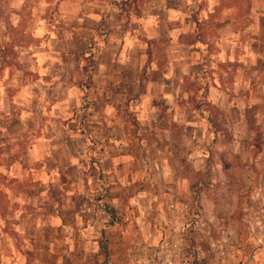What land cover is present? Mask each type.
I'll list each match as a JSON object with an SVG mask.
<instances>
[{"label": "crops", "instance_id": "crops-1", "mask_svg": "<svg viewBox=\"0 0 264 264\" xmlns=\"http://www.w3.org/2000/svg\"><path fill=\"white\" fill-rule=\"evenodd\" d=\"M124 1L118 4L117 0H110L109 6L120 8V12H109L102 16L98 24L87 18L82 20L83 10L76 13L77 19L71 21L67 28L63 23L58 24L60 43L53 51L59 52L61 63L54 64L49 74L41 77L39 71H32V66L35 64L37 69L47 68L48 63L40 65L32 52L21 58L20 52L14 50L21 44L27 46L32 42L23 34V29L30 31L32 27L28 23L32 13L27 0L19 9L11 6L15 0H0V76L5 68L22 73L16 78V90L6 88L5 111L0 112V129L4 130L0 132V166L9 173H0V185L8 190L5 192L0 189V219L5 221V234L20 243L27 241L28 246L22 253L27 257L26 264L67 260L76 238L82 239L83 236V239L88 238L92 242L101 230L107 239V229L114 227V223L106 225L105 213L92 203L94 189L105 180H113L114 174H119L118 179L126 177L136 180L137 167L145 158L149 163H157V144L161 137L170 141L166 135L168 130L166 126H159V119L181 118L184 108L179 102H184L187 97L186 86L196 85L199 101L205 99L211 105L223 109L229 117L234 116L235 110L238 111L237 118H241L240 122L243 123L246 122L245 108L258 106L264 101V17L260 20L259 32L252 35L251 41L240 42L241 45L248 44L251 56L244 53L242 46L233 49L226 43L230 39L226 29L229 21L223 18L222 9L217 11L211 23L201 24L197 19L198 14L193 15L191 21L185 20V25L194 23L197 31L181 34L177 40L178 47L170 51L171 40L167 33L173 27H179V21L175 24L167 22L165 13L153 8L151 14L159 15L161 20L155 29L156 38H149L147 34L138 37L141 44L129 53V61L122 64L119 61L124 53L123 42L117 46L111 42V37H119L130 29L140 28L132 21L130 13H135L136 18L140 19L146 6L152 4V0H134L127 6ZM156 2L159 3V0ZM167 6L177 8L179 5L177 0H168ZM95 11L100 12L99 9ZM13 16L21 17L18 28L12 26ZM65 31L71 33L69 39H65ZM93 32L103 38V47L97 44ZM210 36H215V43H209ZM196 40L208 43V48L202 52L199 47H194ZM36 43L39 44V41ZM145 44L146 48L143 47ZM221 49H224L226 59L223 62L212 60L211 57ZM84 57L93 61L88 77L82 71ZM202 63L204 71L200 73L198 68ZM101 65H104L103 70ZM169 71L170 79L166 78ZM14 75L15 72H10L5 84ZM29 79L34 84L43 80V85L31 89L34 98L29 107L19 109L16 104L9 106L16 91L26 86V80ZM72 89L76 90V95L69 98L68 93ZM41 91L48 104L46 112L39 107ZM81 93L86 95L89 103L88 108L79 114L76 109ZM167 95L175 98L172 104L166 100ZM146 97L150 99L145 105ZM66 99L69 101L67 110L71 112V117L61 119L60 110H56L45 130V123L50 119L47 113H53V107ZM134 103L143 106L140 112L130 111ZM109 104L116 108L114 118L107 117L104 112L105 106ZM24 111H31L33 116L21 120ZM141 113L146 117L143 122L139 119ZM139 132L145 138L139 140ZM30 137L35 139L30 141ZM41 139L49 141L46 146L49 155H43L45 146L38 143ZM162 148L167 161L171 162L174 156L171 144L166 143ZM146 151L149 152L148 157L145 156ZM86 152L93 155L87 160L80 159L83 167L78 168L70 163L69 157H84ZM126 155L135 158L131 166L117 163ZM33 156L42 159L34 160ZM16 163L20 165L18 174L13 173ZM42 169L47 175H51L54 169L58 170L56 182L49 181L44 185L37 178ZM45 190L46 198L41 195ZM79 195L88 201L85 210L87 222L81 226L67 218L75 214L73 202ZM21 200L24 202L20 203ZM17 212H20L18 219ZM113 213L117 215L115 210ZM99 224L104 227L99 229L98 234L91 237L85 235L90 225ZM13 226L22 229L23 238Z\"/></svg>", "mask_w": 264, "mask_h": 264}, {"label": "clouds", "instance_id": "clouds-1", "mask_svg": "<svg viewBox=\"0 0 264 264\" xmlns=\"http://www.w3.org/2000/svg\"><path fill=\"white\" fill-rule=\"evenodd\" d=\"M177 8H169L167 6L168 0H152L150 7L146 6L143 16L137 19L135 13H130L131 19L134 23L140 25V28L135 30H128L122 36H112L111 42L120 46L123 42L124 53L120 57V63L126 64L129 59V53L135 51V48L141 44L138 37L145 34L149 38H156L155 29L161 22L159 15L151 14L152 9L155 8L158 11H163L166 16V21L175 24L179 21V27H173V29L167 33L170 37L171 43L169 45V50H174L177 45V40L181 34L195 33L197 31L196 25L194 23H189L185 25L184 21H191L193 15L198 14L197 19L201 24L211 23L212 18L216 16L217 11L222 9L223 18L229 21L226 25L230 39L226 41L231 48L235 49L238 46L243 47L245 54L251 56L249 51V46L247 43L241 45V41H251L253 34L259 32V24L262 17H264V0H177ZM26 0H15L11 5L13 8L19 9L21 6L25 5ZM30 7L32 16L28 21L31 24V30L27 28L23 29V34L25 38H30L31 43L27 46L21 44L14 50L20 52V57L23 58L29 52L33 53L40 65L48 63L47 68L37 69L36 65L33 64L32 71H39L41 77L48 75L49 70L54 64H60L59 52L53 51L58 43V29L57 25L63 23L65 28L67 25L77 19V12L83 10L84 16L81 19H90L97 24L101 20L102 16L107 15L109 12L119 13L120 8L115 6L110 7V0H27ZM117 3H122V0H117ZM99 9L100 12L97 13L95 10ZM71 10V11H70ZM21 23L20 16H13L12 26L18 28ZM117 31H119L120 26H116ZM93 37L99 46L103 47V38L96 36V33H92ZM65 39L71 37V33L64 32ZM5 39H8L7 37ZM39 41V44L36 43ZM209 43H215V36L209 37ZM194 47H199L202 52L208 48V43H202L199 40L195 41ZM219 47V44L216 45ZM147 47V45H143ZM47 49V52L43 50ZM206 54V53H205ZM231 59V57H227ZM31 57L29 62H31ZM214 61L223 62L225 57L224 49H221L218 54H214L211 57ZM243 60V57H241ZM21 63L23 60L21 59ZM215 67V64L212 65ZM104 65H101L103 70ZM155 68V64H153ZM15 72L12 80L5 84V81L9 79V73ZM22 73L16 71L15 69L5 68L2 76H0V112L5 111V100H6V88H11L13 90L17 89L16 78L21 76ZM168 79L171 78V72L169 71ZM55 79H59L56 77ZM43 85V80L37 81L35 84L31 80H26V86L19 87L16 91V95L11 99L10 104H16L19 109H26L29 107L31 100L34 98L31 89L33 87H39ZM45 87H50V85H45ZM59 87V85H58ZM76 95V90L72 89L68 96L71 98ZM82 95V93H81ZM166 100L169 104L174 102V97L172 95H167ZM150 98H144V104L148 103ZM23 101V103H20ZM68 100H64L57 103L53 107V113H47L49 116V121L45 123V130H47L48 123L51 122V116L56 110H60L61 119H68L71 117V112L67 110ZM39 107L41 111L47 110L48 104L45 101L44 93L41 91L39 96ZM141 105H136L135 103L131 106L130 111L134 113L140 112ZM155 111V109H153ZM104 112L107 117L114 118L116 115V108L109 104L105 106ZM5 114H7L5 112ZM31 111H24L21 120L32 117ZM139 119L143 122L146 117L143 113L140 114ZM55 125L53 128L55 129ZM4 131L0 129V132ZM35 137H30L29 140H34ZM38 143H42L45 148L43 155H49L47 150V144L49 141H44L41 139ZM117 144L116 141H113ZM119 147V144H117ZM30 155H32L30 150ZM93 155L92 153H85L84 157H69V161L72 165L81 168L80 159H85ZM33 159H42V157L33 156ZM135 161L134 156L126 155L123 160H118L117 163L123 162L126 166H131ZM20 165L16 163L13 165V173L18 174V169ZM0 173L8 175L5 172V168L0 166ZM59 177L58 170H53L51 175L41 173L37 176L41 179L44 185H47L49 181L55 183ZM24 177H21L23 179ZM119 178V174L113 175V180ZM136 179H143L146 184L151 185L149 190L151 193H156L160 190L162 194L163 190L173 181V173L167 162L159 164L156 162L148 163L143 162L140 164L139 170L136 175ZM120 182L125 185V188L120 189L121 202L127 200V205L133 210H140L139 217V227L132 230L125 231L123 233L125 237V245L128 249L126 264H186L183 257L182 250V240L180 238V233L182 230H186L184 226L177 225L175 223L176 212H172L173 218L169 219L165 213H161L159 219L157 220L154 230L149 231V226L144 222V216L147 209L141 204V201L149 194L148 191L142 190L141 186L137 185L135 189L130 187V181L125 178H120ZM0 189L5 192L8 190L0 185ZM126 193V195H125ZM45 198L47 197V190L41 194ZM240 197L244 199L245 206V221L243 224L237 225L235 227L229 228L224 232L223 236L216 243L210 245L208 249H201V256L206 257L209 261L213 259H220L223 257L224 264H264V172L260 179H256L255 176L248 182L246 189L237 195V201ZM151 200L157 203H163L165 209H176L177 211H182L177 209L176 204L172 201L171 197L159 200L158 195H152ZM24 201H20L23 203ZM20 212L16 213V218L18 219ZM132 222L137 223L135 218V211L131 217ZM57 223L59 221L57 220ZM5 221L0 219V264H26L27 257L23 255V250L26 248L27 241L24 240L20 243L16 238L11 235H7L4 232ZM15 231L20 233L21 238H23V231L20 227L13 226ZM103 224L89 226L85 230L86 236H94L98 234L99 229L103 228ZM96 252H100L99 243L93 245ZM120 264H125V261H120Z\"/></svg>", "mask_w": 264, "mask_h": 264}, {"label": "rangeland", "instance_id": "rangeland-1", "mask_svg": "<svg viewBox=\"0 0 264 264\" xmlns=\"http://www.w3.org/2000/svg\"><path fill=\"white\" fill-rule=\"evenodd\" d=\"M203 67L202 63L198 72L204 71ZM186 88L187 97L184 102H179L184 108L181 118L159 119V126H166V135L170 141L161 137L157 144V163L167 162L174 174L172 184L161 194L160 190L151 193L149 190L152 186L143 179L128 180L133 189L139 185L142 190L149 192L141 201L147 209L144 222L149 226V231L154 230L161 213L171 219V213L176 212L175 223L186 229L180 233L186 264H224L223 257L209 261L200 253L201 249H208L211 244L220 240L229 228L245 221L244 199L240 197L237 201V195L246 189L254 176L260 179L264 172V101L253 111L259 131L255 134L249 129L247 122H240L241 118H237L238 111L235 110L234 116L229 117L223 109L211 105L205 99L199 101V89L196 85L191 84ZM211 121L214 123L213 127L209 124ZM142 136L140 132L137 134L139 140L145 138ZM166 143L171 144V152L174 154L171 162L164 156L162 146ZM145 156L148 157L149 152L146 151ZM144 162L149 163V160L145 158ZM139 167L140 165L137 172ZM195 181L197 189L192 186ZM123 188L125 185L120 179L105 180L92 193V203L105 213L106 220L108 217L105 206L117 212V215L113 213L116 220L114 227L107 229L106 259L93 247L99 241V234L92 242L88 238L83 239V236L82 239L76 238L67 260L47 261L43 264H120V261H125L126 264L128 249L123 233L139 227L140 210L130 208L127 200L121 202L120 189ZM98 191H102L101 196L97 195ZM152 195H158L160 201L170 196L177 209L182 211L165 209L163 203L151 200ZM73 203L75 214L67 218L81 226L87 222L85 210L88 201L83 195H79ZM133 211L137 221L135 224L131 220Z\"/></svg>", "mask_w": 264, "mask_h": 264}, {"label": "trees", "instance_id": "trees-1", "mask_svg": "<svg viewBox=\"0 0 264 264\" xmlns=\"http://www.w3.org/2000/svg\"><path fill=\"white\" fill-rule=\"evenodd\" d=\"M134 0H126L124 2H126L125 4L128 6V3L129 2H133ZM126 10V8H125ZM83 60L85 61V64L82 66V71H84L86 74H87V77H88V74H89V70L93 68V61L91 59H87V57H84ZM257 108L256 105H250L248 107L245 108V116H246V122H247V125L249 127V129H251L255 134H258L259 131H258V128L255 124V120H254V114H253V111ZM212 127L214 126V123L211 121L209 123ZM212 133L214 132L213 128L211 129ZM193 188L195 187V189L198 188V185H197V182L195 181L193 183ZM104 210L105 212L107 213L108 215V220L106 221V225L107 224H113L116 220L114 218V215H113V211L112 209L108 208L107 206L104 207ZM99 245H100V252L102 253V255L104 256V258L106 259V241H105V238H104V233H103V230H101L100 232V236H99Z\"/></svg>", "mask_w": 264, "mask_h": 264}, {"label": "built area", "instance_id": "built-area-1", "mask_svg": "<svg viewBox=\"0 0 264 264\" xmlns=\"http://www.w3.org/2000/svg\"><path fill=\"white\" fill-rule=\"evenodd\" d=\"M89 100L87 99L86 95H81V98L79 100V105L76 109L77 113L81 114L88 108ZM97 195L101 196L102 191H98Z\"/></svg>", "mask_w": 264, "mask_h": 264}]
</instances>
